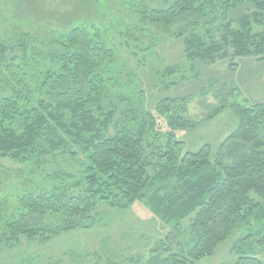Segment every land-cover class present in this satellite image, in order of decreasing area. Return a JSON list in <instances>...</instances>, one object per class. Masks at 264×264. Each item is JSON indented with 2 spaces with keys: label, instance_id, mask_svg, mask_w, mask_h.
<instances>
[{
  "label": "trees",
  "instance_id": "16d2710c",
  "mask_svg": "<svg viewBox=\"0 0 264 264\" xmlns=\"http://www.w3.org/2000/svg\"><path fill=\"white\" fill-rule=\"evenodd\" d=\"M125 1L138 3L139 22L190 27L184 41L189 60H228L231 68L240 57L264 61V33L254 34L251 24L264 23V0ZM245 1L256 13L231 17ZM211 26L220 31L217 41L210 36ZM47 46L52 51L49 62L39 69L35 58L40 53L32 45L24 40L8 48L0 44V160L26 165L33 177L57 152L84 160L78 177L52 174L49 187L35 184L17 192L12 201L0 171V246L15 248L21 239L44 245L90 229L92 213L100 205L126 212L134 202H143L171 234L190 219L192 246L183 249L177 243L174 250L167 236L145 261L121 264H195L252 222L260 228L259 236H243L249 252L241 251L235 264H263L254 250L264 248V102L229 106L237 128L214 161L208 145L181 156L176 132L195 126L183 117L188 97L161 100L157 117L145 112L131 124L116 120L114 111L106 113L102 106L107 91L102 68L113 55L105 31L79 25L55 33ZM158 116L164 118L166 131ZM70 145L78 152H71Z\"/></svg>",
  "mask_w": 264,
  "mask_h": 264
},
{
  "label": "rangeland",
  "instance_id": "374dc122",
  "mask_svg": "<svg viewBox=\"0 0 264 264\" xmlns=\"http://www.w3.org/2000/svg\"><path fill=\"white\" fill-rule=\"evenodd\" d=\"M138 11V3L131 6L125 0H0V44L8 48L24 40L40 53L35 58L40 69L49 62L52 51L47 41L55 33L68 32L79 25H94L104 30L113 50L112 58L102 68L107 80L104 112L114 111L116 120L131 124L138 114L156 115L157 105L165 98L188 97L183 117L195 126L176 132L177 141L182 142L181 156L208 145L210 160L214 161L221 144L237 128L229 106L264 102V61L240 57L233 60L237 66L231 68L228 60L214 64L189 60L184 41L189 37L190 27L185 30V24L179 23L164 28L146 20L139 22ZM252 13H256L255 8L245 1L231 17ZM260 13L264 18V12ZM251 24L254 34L264 33V23ZM210 31L217 41L219 29L211 26ZM195 32L205 34L200 28ZM205 36L208 42L209 37ZM203 88L206 91L201 94ZM223 104L222 112L209 120ZM158 122L162 131H166L164 118L158 116ZM70 149L78 152L73 146ZM83 160L80 155L72 158L57 152L35 177L26 165L0 160L5 194L12 201L17 192L35 184L49 187L52 174L72 173L78 177ZM92 216L90 229L71 232L44 245L25 239L15 248L1 245L0 264H121L136 258L145 261L150 249L167 236L172 237L169 244L174 250L177 243L183 249L192 246L190 219L184 220L178 232L171 234V228L143 202H134L126 212L100 205ZM248 233L255 238L260 228L252 222L234 230L213 256L195 264H235L241 251L249 252L247 244L242 242ZM254 251L264 264V248Z\"/></svg>",
  "mask_w": 264,
  "mask_h": 264
}]
</instances>
